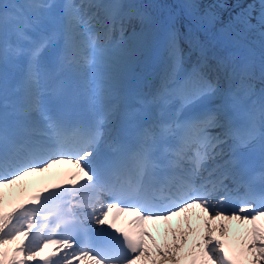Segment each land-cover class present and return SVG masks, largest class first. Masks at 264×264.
I'll list each match as a JSON object with an SVG mask.
<instances>
[{"label": "snow or ice", "instance_id": "6c2138e0", "mask_svg": "<svg viewBox=\"0 0 264 264\" xmlns=\"http://www.w3.org/2000/svg\"><path fill=\"white\" fill-rule=\"evenodd\" d=\"M155 2L0 0V264H264V0Z\"/></svg>", "mask_w": 264, "mask_h": 264}, {"label": "bare ground", "instance_id": "6f19581e", "mask_svg": "<svg viewBox=\"0 0 264 264\" xmlns=\"http://www.w3.org/2000/svg\"><path fill=\"white\" fill-rule=\"evenodd\" d=\"M168 1L171 5V0H156L152 7L156 8L157 10L164 9V5H167ZM145 3H149V1L145 0Z\"/></svg>", "mask_w": 264, "mask_h": 264}]
</instances>
